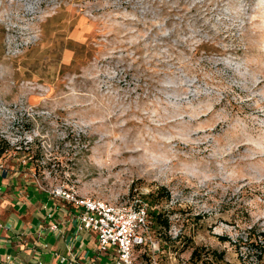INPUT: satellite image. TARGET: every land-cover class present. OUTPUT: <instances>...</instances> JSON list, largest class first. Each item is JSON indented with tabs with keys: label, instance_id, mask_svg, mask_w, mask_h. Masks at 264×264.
Returning a JSON list of instances; mask_svg holds the SVG:
<instances>
[{
	"label": "rangeland",
	"instance_id": "374dc122",
	"mask_svg": "<svg viewBox=\"0 0 264 264\" xmlns=\"http://www.w3.org/2000/svg\"><path fill=\"white\" fill-rule=\"evenodd\" d=\"M5 142L3 172L146 199L140 262L264 264V0H0Z\"/></svg>",
	"mask_w": 264,
	"mask_h": 264
},
{
	"label": "crops",
	"instance_id": "0c3cea01",
	"mask_svg": "<svg viewBox=\"0 0 264 264\" xmlns=\"http://www.w3.org/2000/svg\"><path fill=\"white\" fill-rule=\"evenodd\" d=\"M81 210L23 167L0 170V264H113L116 252L81 229Z\"/></svg>",
	"mask_w": 264,
	"mask_h": 264
},
{
	"label": "built area",
	"instance_id": "2783aa9c",
	"mask_svg": "<svg viewBox=\"0 0 264 264\" xmlns=\"http://www.w3.org/2000/svg\"><path fill=\"white\" fill-rule=\"evenodd\" d=\"M2 168L0 164V170ZM52 192L82 209L79 215L81 229L96 233L100 252L111 249L116 252L113 264H148L138 262L137 252L153 257L158 250L149 235L150 205L141 195L122 201H109L81 197L73 190ZM150 263L158 264L154 260Z\"/></svg>",
	"mask_w": 264,
	"mask_h": 264
},
{
	"label": "trees",
	"instance_id": "16d2710c",
	"mask_svg": "<svg viewBox=\"0 0 264 264\" xmlns=\"http://www.w3.org/2000/svg\"><path fill=\"white\" fill-rule=\"evenodd\" d=\"M9 147H10V145L8 143H6V142L5 143H0V159H2V157L4 156V154L7 151L10 150ZM152 216L154 217V219L156 220V222L159 221V222L163 223L165 225V227L169 228V226H170L169 219L168 218L163 219L162 216H161V213H159L158 211H154V212H152ZM220 239L222 241H225V242L231 241V239L228 238V237H220ZM199 253H200L199 249L198 248L195 249L193 251V253H192L191 259H193V260L197 259V257L199 256ZM263 253H264V248L261 247V251L257 255L258 260H262L263 259ZM212 254H213V256H216V257H218L220 259H223V254L222 253H217V251H212Z\"/></svg>",
	"mask_w": 264,
	"mask_h": 264
}]
</instances>
